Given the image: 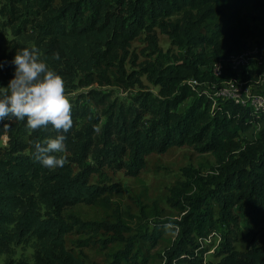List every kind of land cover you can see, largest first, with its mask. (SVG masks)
Masks as SVG:
<instances>
[{
    "label": "trees",
    "instance_id": "1",
    "mask_svg": "<svg viewBox=\"0 0 264 264\" xmlns=\"http://www.w3.org/2000/svg\"><path fill=\"white\" fill-rule=\"evenodd\" d=\"M246 8L254 13L250 19L242 15ZM157 29L168 36L175 52L158 46ZM142 33L149 58L126 73L129 47ZM251 44L264 53V0L0 3V80L14 78L16 52L34 48L63 78L66 93L94 83L141 85L143 75L158 88L156 93L137 91L128 103L88 90V98L102 106L100 115L72 107L68 133H58L51 125L33 131L27 118L0 120V137H7L0 148L2 264H85L80 252L66 246V236L85 234L81 245L87 246L109 222L85 221L69 209L81 203L107 210L112 204L109 189L114 187L112 183L107 189L92 178L102 177L105 169L136 176L149 154L183 145L211 155L214 165H202L211 175L186 169L185 180L170 190L168 200L179 219L158 221L145 236L156 246L166 231L165 221L175 231L158 254L160 264H264V245L244 251L234 247L239 230L249 235L264 210V113L257 115L230 99H212L188 82L220 84L228 76L216 79L209 65ZM56 53L59 59L53 58ZM232 74L237 81L259 87L255 81L260 71L254 66ZM82 117L86 122L76 127ZM259 121L263 125L253 139L241 136ZM61 134L66 136V151L55 155H63L68 163L57 169L43 167L34 159V143L44 145ZM152 210L149 216L162 215L158 206ZM115 224L113 230L128 229L120 220ZM212 234L219 238L217 260L207 261L199 239ZM105 240H100V249L107 247ZM108 240L116 248L107 264H149L150 256L139 254L135 237ZM23 244L31 247L30 258L16 256V247Z\"/></svg>",
    "mask_w": 264,
    "mask_h": 264
},
{
    "label": "rangeland",
    "instance_id": "2",
    "mask_svg": "<svg viewBox=\"0 0 264 264\" xmlns=\"http://www.w3.org/2000/svg\"><path fill=\"white\" fill-rule=\"evenodd\" d=\"M4 0H0L2 4ZM250 8L243 10L242 15L250 19L253 15ZM8 37L11 38L9 30L7 31ZM158 46L162 51L171 50L176 51L170 43V39L164 33L156 30ZM147 42L145 34L142 33L138 38L131 42L129 47V60L125 63L126 73L136 71L138 64L144 62L149 58L146 50ZM134 60V62L132 61ZM3 63L0 62V67ZM141 85H133L130 87H123L120 85H99L97 83L91 84L88 87H80L76 90L66 93L72 107L83 106L95 114H99L102 106L96 104L93 99L88 98V90L95 89L100 93L105 94L110 100L122 101L125 103L130 102V96L140 90H149L154 93L157 92V87L151 84L145 76H141ZM8 81L0 80V88H7ZM257 88V84H254ZM259 87L264 91V80L259 84ZM188 103L186 101L184 104ZM184 104L182 106H184ZM103 121V118H102ZM86 122L85 118H78L76 127ZM263 123L261 121L253 123L250 128L241 134L243 138L253 139ZM7 137L5 135L0 137V148L6 145ZM207 165H214V159L208 154H199L193 148L183 145L178 147H171L162 153H152L146 157L145 167L139 171L136 176L126 173L124 170H117L115 172L104 170L102 177L92 178L95 183L107 186L113 183V188L109 200L112 202L107 210H101L95 206H88L85 204H77L69 210L78 215L82 220H99L104 219L109 222L106 228L100 229L93 239H97L95 243L84 246L82 240L86 239L85 234L78 232L70 233L66 236V246L72 247L76 252H80L84 258L85 264H107L110 253L115 246L113 242L108 240L113 237L127 238L133 236L138 242L136 247L139 249V254L147 256L149 264H160L158 257L163 249L167 246V239L173 238L175 231L170 227L168 222L165 223V233L162 239L159 240L156 246L150 245V242L145 240V236H150L156 222L167 219H179L180 214L177 209L169 202L168 196L170 190L179 182L186 178V169L199 170L200 173L211 175ZM203 165V166H202ZM117 189V191H115ZM158 206L161 211V216H149L148 212L153 211L152 208ZM259 222L254 231L249 235L245 232H238L237 241L234 244L235 249L244 251L248 248L258 245H264V210L258 216ZM122 221L127 227V230L117 231L113 230L116 227L117 221ZM112 227V228H111ZM108 238V239H107ZM106 239L107 247L99 248V242ZM118 242V241H117ZM219 238L217 235H210L205 240H199L204 260H217L215 252L218 246ZM101 243V242H100ZM32 249L26 244L16 247V256H24L30 258ZM4 255L0 256V264L3 263Z\"/></svg>",
    "mask_w": 264,
    "mask_h": 264
},
{
    "label": "clouds",
    "instance_id": "3",
    "mask_svg": "<svg viewBox=\"0 0 264 264\" xmlns=\"http://www.w3.org/2000/svg\"><path fill=\"white\" fill-rule=\"evenodd\" d=\"M53 58L59 59V54ZM12 63L14 78L7 88H0V120L27 118V127L33 131L51 125L58 133H68L73 127L72 105L63 78L49 68L34 48L16 52ZM65 140L66 136L61 134L48 139L44 145L34 143V159L49 169L64 167L67 159L55 154L66 151Z\"/></svg>",
    "mask_w": 264,
    "mask_h": 264
},
{
    "label": "built area",
    "instance_id": "4",
    "mask_svg": "<svg viewBox=\"0 0 264 264\" xmlns=\"http://www.w3.org/2000/svg\"><path fill=\"white\" fill-rule=\"evenodd\" d=\"M252 66L260 71L259 78L255 81L261 83L264 80V53L255 44L227 58L212 62L208 69L216 79L228 76L220 84H201L196 80L188 82L197 92H204L212 99H230L240 105H248L255 114L264 113V92L260 87H255L253 82L237 81L232 73H238ZM201 240V239H199ZM205 240V239H203Z\"/></svg>",
    "mask_w": 264,
    "mask_h": 264
}]
</instances>
